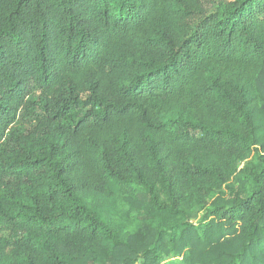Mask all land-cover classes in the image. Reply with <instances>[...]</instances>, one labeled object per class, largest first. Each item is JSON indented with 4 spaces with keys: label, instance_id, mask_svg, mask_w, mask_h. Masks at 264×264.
I'll list each match as a JSON object with an SVG mask.
<instances>
[{
    "label": "trees",
    "instance_id": "1",
    "mask_svg": "<svg viewBox=\"0 0 264 264\" xmlns=\"http://www.w3.org/2000/svg\"><path fill=\"white\" fill-rule=\"evenodd\" d=\"M211 6L0 0V264H264V0Z\"/></svg>",
    "mask_w": 264,
    "mask_h": 264
},
{
    "label": "rangeland",
    "instance_id": "2",
    "mask_svg": "<svg viewBox=\"0 0 264 264\" xmlns=\"http://www.w3.org/2000/svg\"><path fill=\"white\" fill-rule=\"evenodd\" d=\"M222 1H229V0H211V3H212V6L210 8L211 12H214L218 3L222 2ZM18 124H20V123H18ZM200 215H202V214H200ZM0 232L4 238H7L9 235V229L2 222H0ZM168 264H187V263L183 259V257H174V258L168 260Z\"/></svg>",
    "mask_w": 264,
    "mask_h": 264
}]
</instances>
